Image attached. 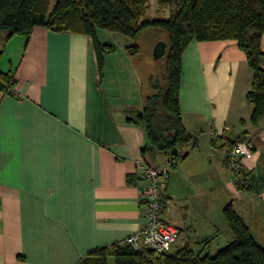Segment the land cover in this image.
Listing matches in <instances>:
<instances>
[{
  "label": "crops",
  "instance_id": "1",
  "mask_svg": "<svg viewBox=\"0 0 264 264\" xmlns=\"http://www.w3.org/2000/svg\"><path fill=\"white\" fill-rule=\"evenodd\" d=\"M173 5L148 0L145 17L168 18ZM106 30L97 28L98 39L114 49L101 68L86 33L45 26L28 35L0 32V71L16 79L11 91L0 89V264H81L147 224L142 184L130 179L144 159L166 166L168 154L142 151L146 131L131 120L144 104L137 56L126 49L129 36ZM152 30L162 31L154 47L167 34ZM252 81L235 39L185 43L180 108L196 144L181 149L184 157L162 186L164 217L180 228L172 248L210 249L202 241L219 226L231 240L222 213L230 202L264 246V114L251 119ZM236 138L253 142L241 187L226 162ZM214 206L220 224L212 220Z\"/></svg>",
  "mask_w": 264,
  "mask_h": 264
},
{
  "label": "trees",
  "instance_id": "2",
  "mask_svg": "<svg viewBox=\"0 0 264 264\" xmlns=\"http://www.w3.org/2000/svg\"><path fill=\"white\" fill-rule=\"evenodd\" d=\"M147 5L148 0H0V32L6 31L8 36L28 35L34 27L45 26L86 33L93 37L101 68L104 54L112 51L114 45L101 42L97 28L129 36L132 43L126 49L137 57L142 32L165 31L166 56L154 59L153 54L147 55L140 67L144 104L131 120L146 131L149 145L142 149L144 153L154 150L173 154L178 161L184 157L182 148L196 144L182 121L180 108L184 45L191 39H235L253 69L252 86L246 97L253 106L251 119L258 121L264 114V0H174L168 18L145 17ZM15 82L12 71H0L1 90L11 91ZM222 213L232 237L214 252L203 253L204 245L198 251L185 244L174 252L154 256L148 249H135L123 241L94 249L81 264H264V246L256 241L231 202ZM213 237L202 243L208 244Z\"/></svg>",
  "mask_w": 264,
  "mask_h": 264
},
{
  "label": "built area",
  "instance_id": "3",
  "mask_svg": "<svg viewBox=\"0 0 264 264\" xmlns=\"http://www.w3.org/2000/svg\"><path fill=\"white\" fill-rule=\"evenodd\" d=\"M253 149L250 138H236L229 145L226 162L233 180L241 184L242 159ZM178 157L167 156V166L142 161L140 170L130 179L134 184H142L139 197L146 207L147 224L142 229L130 234L124 243L135 249H148L154 256L171 250L180 235V228L164 217L167 198L162 190L170 172L177 165Z\"/></svg>",
  "mask_w": 264,
  "mask_h": 264
},
{
  "label": "rangeland",
  "instance_id": "4",
  "mask_svg": "<svg viewBox=\"0 0 264 264\" xmlns=\"http://www.w3.org/2000/svg\"><path fill=\"white\" fill-rule=\"evenodd\" d=\"M107 33H110V32L108 31ZM160 33H156L152 29H150V30H146V31L142 32V34L138 37L139 46H138V50L137 51H139L140 53H139V57L136 58L137 67L140 68L141 65H143L145 63L146 60H144V59H147V55L149 56L150 54H153V50H152L153 49V45L152 44H154V38H156V36H160L161 35ZM162 159L164 160L163 157H162ZM217 194H218V192L215 193L214 197H217ZM175 209H176V207H175ZM178 215H179L178 212H176V214H174V216H178ZM212 216H213L212 220H214V222H219L220 215L218 216L217 209L215 208V206H214V210H213V215ZM220 223L221 222H219L218 224H220ZM204 224L200 225L201 226L200 227L201 228V233H200L201 234L200 235L201 238H203L202 237L203 236V232H205ZM221 225H224V224H221ZM204 236H206V235H204ZM212 236H214V237L211 240L210 249H209V247H206V249H204L203 253L207 252L208 250H211L212 252H214L216 248H220L221 246L226 245L230 241V239H228V237H227V233H226V231L224 229V226H223V228L221 226H219V228L213 233ZM197 245L198 244L195 243L194 247L196 246V248H197ZM199 246H200V244H199ZM177 248H179V247L174 246L171 249V252H174ZM198 251H200V249H198Z\"/></svg>",
  "mask_w": 264,
  "mask_h": 264
},
{
  "label": "water",
  "instance_id": "5",
  "mask_svg": "<svg viewBox=\"0 0 264 264\" xmlns=\"http://www.w3.org/2000/svg\"><path fill=\"white\" fill-rule=\"evenodd\" d=\"M168 50V43L165 39H159L153 47L154 59H163Z\"/></svg>",
  "mask_w": 264,
  "mask_h": 264
}]
</instances>
